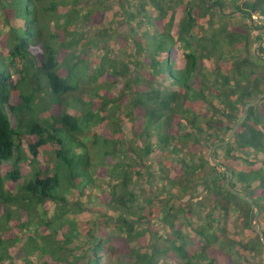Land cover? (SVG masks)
<instances>
[{"label": "trees", "instance_id": "1", "mask_svg": "<svg viewBox=\"0 0 264 264\" xmlns=\"http://www.w3.org/2000/svg\"><path fill=\"white\" fill-rule=\"evenodd\" d=\"M0 10L9 29L0 57V259L50 202L55 217L43 224L56 221L63 248L83 234L76 212H94L124 233L115 239L95 233L91 245L67 259L72 264H258L253 260L264 243L251 227L252 207L226 188L227 175L211 152L244 106L264 93V21L254 18L264 15V0H126L142 78L128 76V65L119 70L109 44L91 69L79 40L53 30L56 0H0ZM108 10L105 2L83 16L102 22ZM236 14L245 26L202 30L217 15ZM70 23L64 30L72 35ZM236 44L243 49L239 59ZM40 89L47 103L38 99ZM120 112L128 114L131 134L117 122ZM106 119L92 144L82 138ZM94 150L101 155L97 165ZM216 156L233 172L232 185L254 199L264 229V100ZM102 175L110 185L93 199ZM133 216L163 221L168 246H132L143 233ZM230 223L252 232L253 241L229 233Z\"/></svg>", "mask_w": 264, "mask_h": 264}, {"label": "rangeland", "instance_id": "2", "mask_svg": "<svg viewBox=\"0 0 264 264\" xmlns=\"http://www.w3.org/2000/svg\"><path fill=\"white\" fill-rule=\"evenodd\" d=\"M56 1L58 2L59 10L58 13L55 14V22H52L54 23L53 30L65 35L68 39L77 38L79 40L77 44L78 49L80 50L81 55L85 57L87 65H89L91 69L94 71L96 70L99 65V61L105 54L104 49H102L103 45L109 44L110 48L113 50L112 56L118 62V68L120 71L123 69V65H128L130 67L128 76L132 78L144 77V68L140 65V60L134 53V44L133 41H131L129 31L130 23H128L125 19L126 0H79L80 4L77 6L79 9L78 15L76 12L72 11L77 4L75 0ZM105 2H108L109 10L104 20L97 23L92 19L87 21L83 15L88 11L94 12L96 7H102ZM231 4L232 3H229L227 7H230ZM3 19L4 17L0 10V57H5L2 54L5 51V43L7 41L6 36L9 30L8 25L3 22ZM67 19H70L71 21V28L68 31H72V35H69L68 32H65L66 30H64ZM57 22H59V25H57ZM246 23L247 20L241 14H236L233 17L232 15L224 17L217 15L215 20L206 23L202 27V30L206 31L207 35H211L213 32L218 31L226 24H228L229 29H235L236 26L242 27L245 26ZM109 38L110 40H108ZM256 38L257 32L252 33L250 51L251 49L253 50L257 44ZM233 47L236 50L234 53H237L236 57L239 59L240 56L238 53L242 52L243 49H240L237 44ZM228 49L229 46L227 45L226 51ZM6 58L9 62V56ZM229 58H231V56L227 54V59ZM122 76H125V74ZM124 81L125 78L121 80L122 84ZM115 86L116 87H114V89H119L121 87V85ZM44 87L48 89L46 84H44ZM37 96L38 99L43 97L46 102L48 99L46 96H49V94H47L46 90L40 89ZM48 104L49 106L51 105L50 103ZM69 106L73 107V103H70ZM11 119L16 127L18 123L16 117L12 113ZM116 119L117 122L121 123L125 130L129 131L131 134V130H129L131 123L129 122L128 114L120 112L117 114ZM108 122L109 119H106L102 121L100 125L87 129L84 137L82 135V138L92 144V136L94 133L99 131L101 127L105 126ZM100 157L101 155L99 152L96 153L94 150L93 158L95 165H97V162L100 161ZM96 169L99 170L100 168L96 166ZM109 181H111V179L107 175H102V177L99 178L98 184L95 188L96 194L93 196V199H95L96 195L100 194V191L108 189L110 185ZM140 184L142 187H146V180L141 179ZM75 198L76 196H72L71 200H74ZM204 202L207 201L205 200ZM50 204L51 203L49 202L46 206L41 207L37 212H34L36 215L34 216L36 219L35 222L30 226V228L20 232L21 237L19 242L16 246L10 248V251L7 254L2 256L3 259H0V264H72L68 262L67 259L72 258L76 253H82L83 248L81 246L91 245L92 241L95 240V233H97L98 236H101L102 234L112 235L114 239L116 236L121 237V234L123 233L116 227L114 222H100V218H98L97 214L94 212H76L73 213L72 216L79 222L81 227H84L82 228V230L84 229L83 234L73 239V248H63L61 245L63 244L62 240L64 237L61 233L56 232V221L53 220L54 223L49 227H46L43 224L46 221H50V216L55 217V206ZM45 207H49V209L45 210ZM133 219H137L136 216H133ZM137 221L136 227L137 229L142 230L143 233L130 242L132 246H145L149 249L152 248L153 245H160L164 247L168 246V236L170 234V230L167 225H164L163 221L156 222L153 220L152 222H141L139 219H137ZM40 222L42 225L38 226ZM237 222L238 224H241V219L237 220ZM199 224L200 223L195 221V225ZM228 229L229 233H233V235L237 238L252 241L254 239L252 232L248 230L242 232L243 228L235 229V226L233 227V224L231 223L228 224ZM59 246L62 248L59 249ZM260 249L262 252H258L253 260L254 262H258V264H262L264 262V248ZM73 264H82V262L76 261Z\"/></svg>", "mask_w": 264, "mask_h": 264}, {"label": "water", "instance_id": "3", "mask_svg": "<svg viewBox=\"0 0 264 264\" xmlns=\"http://www.w3.org/2000/svg\"><path fill=\"white\" fill-rule=\"evenodd\" d=\"M264 100V93L259 95L256 99H254L253 101L248 102L243 109V112L239 118V120L236 122V124L233 126L230 134L228 135V137L222 141L217 142L213 148H212V160L217 163L218 165L223 167L224 172L226 173L227 177H226V188L234 195H236L237 197H239L240 199L247 201L253 210V220L251 222V227L254 231H256L257 233H259L261 240L264 243V229L259 221V216H260V209L256 206L254 199L249 197L246 193L236 189L233 185H232V181H233V177L234 174L232 171H230L227 167H225L221 160H219L216 156V151L219 147L221 146H226L228 144H230L232 142V140L234 139L236 133L238 132V130L240 129L241 125L246 121V119L249 116V111L252 107L257 106L258 104H260L262 101Z\"/></svg>", "mask_w": 264, "mask_h": 264}, {"label": "built area", "instance_id": "4", "mask_svg": "<svg viewBox=\"0 0 264 264\" xmlns=\"http://www.w3.org/2000/svg\"><path fill=\"white\" fill-rule=\"evenodd\" d=\"M254 18H255L257 21H259V22H263V21H264V15H263V14H260V13L256 14V15L254 16Z\"/></svg>", "mask_w": 264, "mask_h": 264}]
</instances>
